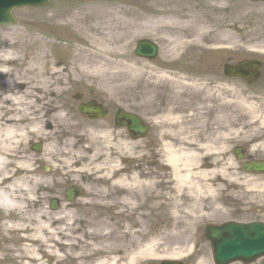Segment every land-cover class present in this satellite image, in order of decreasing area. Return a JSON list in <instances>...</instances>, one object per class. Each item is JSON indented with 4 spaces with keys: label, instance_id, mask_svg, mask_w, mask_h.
Here are the masks:
<instances>
[{
    "label": "bare ground",
    "instance_id": "bare-ground-1",
    "mask_svg": "<svg viewBox=\"0 0 264 264\" xmlns=\"http://www.w3.org/2000/svg\"><path fill=\"white\" fill-rule=\"evenodd\" d=\"M107 11L99 10L103 15ZM95 23L97 24L89 27L92 34L90 41L92 48L98 52H90L91 67L85 68L91 75L100 74L99 71L104 70L102 65L112 63L113 57L122 55L116 50L115 43L126 39L124 33L117 37L110 32L112 24ZM74 25H79L77 17L70 18L62 26L71 28ZM125 25H127L125 21H120L119 26ZM72 30L76 31V28ZM27 32L33 34L35 38L38 37L37 28L34 26H30ZM139 32L140 30L135 31ZM20 39L21 34L10 35L2 32L0 35V213L7 216L0 218V229L1 234H20L23 240L37 246L42 256L39 264H46L45 259L50 257L55 261L53 264H141L164 258L159 256V245L165 241L167 235L166 229L162 226L153 227L155 230L150 229V233L147 234L148 240L134 245L136 238L143 239L145 227H151L150 225L158 221L159 217L165 220L171 214L178 213L182 201L189 203L188 208L193 210L188 212L193 215L194 209L200 203L217 199L227 202L238 200L239 193L234 191L232 184L237 181L236 174L241 169L221 165L210 167L203 158H197L190 150L187 151L188 155L176 152L175 135L166 129L169 128V123L175 126L176 123H173L175 119H171L170 116H157L154 124L159 127L162 136L170 138V142L164 146L166 153L164 163L159 165L166 171L160 169L153 171L150 168L140 171L127 167L121 169L118 160L112 164L109 156L113 152H117L118 157L131 156L134 144L125 140L115 146L110 143L109 133L93 135L96 142L105 141L110 167L115 170L109 168L100 177L97 174L85 175L81 173V169L75 171L79 173L78 178L91 179L101 184L92 183L94 190L90 195L80 198L75 204H65L57 213L42 210L39 194L51 192V181L24 152V146L29 145L34 138H44V122H35L36 118L33 116L36 102L31 99L35 92L42 95L45 100L46 96L55 97L58 84L54 82V77L58 76V71L57 64L46 58L48 50L45 48L52 40L42 44L41 50L32 59L14 51L16 45L20 44ZM222 40L231 44L233 48L242 47L234 37L227 36ZM182 47L183 45L178 46L175 43L170 55H177ZM76 51L81 55L80 50ZM14 67L23 69L25 73L23 79L31 85V95L28 97L17 92L15 88L17 80L9 79V73ZM136 72L139 79L142 69L137 68ZM137 90L136 86L132 94L135 99L140 97ZM37 99L42 100V97ZM55 109L57 115L54 119L67 121L62 108ZM52 112V107L46 108L43 116L50 117ZM66 137L71 138L68 133ZM71 140L75 144H81L83 136L75 137L73 134ZM113 148L115 150H112ZM190 159H195L196 162L192 163ZM44 160L46 163L52 162L47 150ZM63 160L66 161L65 158ZM75 166L68 163L61 167L64 179L71 177V169ZM89 166H93V170L89 167L85 170L92 172L99 171L104 164L97 165L93 158ZM242 176L240 177L244 186L242 190L250 201L259 200L264 191V176L253 173ZM100 188H104L103 191L99 192ZM45 193L41 195L45 196ZM182 205L186 206L187 203ZM210 207L212 213L227 212L224 206ZM77 209L79 211H76ZM201 209L205 210L206 207L201 206ZM30 251L31 249H28L26 253L30 254ZM39 254L31 255L37 257ZM169 255L167 254L168 257H173ZM173 255L180 256L179 253ZM198 264H206V261Z\"/></svg>",
    "mask_w": 264,
    "mask_h": 264
},
{
    "label": "rangeland",
    "instance_id": "rangeland-1",
    "mask_svg": "<svg viewBox=\"0 0 264 264\" xmlns=\"http://www.w3.org/2000/svg\"><path fill=\"white\" fill-rule=\"evenodd\" d=\"M256 1L257 0L53 1L50 6L45 9H21L15 11L14 15L18 20L17 26L10 29L0 28V35L2 32L9 33L10 35L21 34L20 44L18 43L16 45L14 51L20 53L22 56L32 59L37 56L38 51L41 50V45L47 43L49 39L61 42L57 44L60 45L59 47H62V49H58V47H56L57 45H46L47 48L45 49L48 50L46 58L51 60L55 65H60V68L58 66V69L61 71L65 69L62 74L64 78L62 81H69V76L74 73L75 70L79 71L82 66H91L92 60L89 57V54H91L90 52H98L95 48H92L90 41L92 34L89 31V27L92 24H97L95 22L101 24L107 23L109 25L112 24L113 28H111L110 32L117 37L124 33L126 39L115 43L116 50L122 55L119 54L118 56L113 57L112 63L106 64L107 79L103 81V87L101 88L102 92H104V96L109 98L123 97L125 104L123 103L122 106L126 110L140 111L147 121L153 122L149 117L152 115V110H150L149 107H160L158 105L159 100L155 99L156 91L167 90L172 85L171 81L166 76H159V67H162L164 64H169L168 60L172 58L170 57V50L174 47L175 43H177L178 46L184 45L183 49L192 50L187 53L189 54L188 61H186L184 67H186L187 64L189 67H192L195 63H198L197 58H203V65H212L217 70L227 61L237 62L243 59L251 47H253V49L264 48V3ZM66 7L69 9L67 10ZM225 8H227L226 12L224 10ZM99 10L108 11L107 13L103 12V15ZM94 11H97V13ZM66 13H69V16L76 15L79 25L63 29L64 27H62L61 23L64 21L68 22L67 20L72 17L66 16ZM120 21H125L127 25L124 27L119 26ZM231 24L236 25L235 30L238 31V34H236L233 29L228 28L229 26H232ZM30 26L37 28L38 34L36 35H38V37L35 38L33 37V34L27 32ZM73 28H76V31H80L81 33L77 34L76 31L72 30ZM136 30H140V32L135 33ZM240 33L244 36L242 37ZM6 36L9 37V35ZM227 36L242 40L241 45L244 48V53H218V48L223 47V44L225 45L226 43L222 39ZM245 38L252 39L253 44L246 45L245 41H243ZM142 39L153 40L158 43L161 48L160 58L155 62V67L153 68L150 67V63L138 60L134 55L136 44ZM64 43H67L70 50H67L68 48H63L66 47ZM54 44H56V42ZM76 50H80L82 55L77 54ZM249 56L250 55H247V57ZM103 58L107 61L105 56H103ZM177 58L178 57L175 59L177 60ZM195 59H197L196 62ZM136 67L144 68L139 79H137L136 76ZM22 70L23 69H17V67H14L9 73V79L10 81L17 80L15 82L17 92L24 97H28L31 95V85L24 81L23 77L25 73H23ZM169 75L175 76L180 82L183 80L195 84V87L190 84L184 86V84L177 82L178 86L175 87L176 89L187 90L189 92L197 90L206 96L205 100H209V98H213L214 100L217 99L221 102V108H226L227 110L231 108L228 103L224 102L223 98H219L216 93L212 94V92L208 90L209 86L204 80L208 78L209 75L205 71L192 74L169 72ZM81 76L90 78L86 73H82ZM73 80L74 79L71 81L73 82ZM20 84H24L29 91L22 92L19 89ZM112 84L113 86H111ZM136 86L138 89V96L141 95L138 99H135L132 96L133 90ZM67 90H69L70 93H73L75 89H62L60 95L64 96L65 94H63V92H66ZM139 90H141V93H139ZM228 94L229 92L226 90V95L228 96ZM38 96L37 92L33 93L31 100L36 99ZM161 97L162 99L165 98L163 93L161 94ZM249 98H252L249 91L246 90V87L242 82L237 80L235 91L236 103L233 105L232 109H234V111L227 117V121H231V123L233 122L235 124L236 140L238 141L246 140V142H248L252 137L256 138L261 136L264 131L261 127L262 124H260L262 118L256 116V114L259 115L263 109L262 107L260 108L256 104H253L251 101L252 99ZM46 102L47 100L42 101L41 104L37 106L39 108L46 107ZM48 103L51 104L49 101ZM138 104H141L140 107H142L143 110L138 108ZM155 111L156 110L154 109V114ZM34 117H36L35 121L37 123L44 122L42 114L35 115L34 112ZM221 122L223 123V121ZM58 128L59 130L61 129L60 126ZM250 128H252V130H250ZM247 129L250 131L246 132ZM155 130L158 134V138L161 140L160 129L157 125H155ZM258 131L261 132L258 133ZM57 133L60 135V132ZM44 135L45 137L49 136L47 132H44ZM43 139L37 140V138H34L31 140V144L34 142H40L39 140ZM54 141L57 142L56 140ZM31 144L24 146V152L28 157L30 156L34 160L36 167L44 174L43 167L38 165L39 155L31 151ZM53 145L57 144H54L53 142ZM161 153H163V151H159L157 153L158 156H160ZM161 158L162 160L164 159L163 156ZM157 169L163 170L161 167ZM157 169L155 168L154 171ZM50 174L45 175L49 178L51 177V181H53L52 172ZM236 175L237 181L232 184V187L235 192L239 193V198L236 201H225L224 203H227L225 204L227 212L225 214L219 213V218L214 220L221 223L230 220L245 223L253 221L264 222V191L259 200L250 201V198L242 190V187L244 186H242L243 184L240 177L245 175L244 172L241 170L240 172H237ZM50 199L51 196L46 194L44 208L49 205ZM183 203L187 202L182 201L179 208ZM198 208H200V206H198ZM76 211H79V209ZM181 211L182 212L180 213L183 214L187 209L183 208ZM112 212L114 213L113 210ZM110 215H112V213H110ZM0 218H7V216L0 213ZM161 218L163 217H159L158 221L156 220L157 222L155 221V223L150 225L151 227H145L142 233L143 239L136 238L134 245L146 242L148 240L147 234L150 233V229L160 228V226L166 225L160 221ZM212 220L213 219L204 218L194 228L202 226L206 224V222ZM179 223H181V218L179 219ZM189 227L190 225L184 222L177 227L178 230L176 231L170 230V228L167 229L165 241L159 245V256H164V258L142 262L141 264H160L161 260L169 258L167 254L173 256V254L176 253H185L189 249V245L184 246L177 244L178 242L176 237H173V232L180 230H187V232H190L189 229H185ZM28 249H31L30 254L26 253ZM36 253L39 254L38 247L23 240L22 235L15 233H10L8 235L1 234L0 229V264H39V259L42 256L40 254L37 257L31 255ZM45 261L46 264H53L55 262L51 257L45 259ZM256 264H264V258L260 259Z\"/></svg>",
    "mask_w": 264,
    "mask_h": 264
},
{
    "label": "flooded vegetation",
    "instance_id": "flooded-vegetation-1",
    "mask_svg": "<svg viewBox=\"0 0 264 264\" xmlns=\"http://www.w3.org/2000/svg\"><path fill=\"white\" fill-rule=\"evenodd\" d=\"M261 74L258 83L254 87H249L250 93L256 96H260L264 102V58L261 60ZM231 63H237L230 61ZM235 65V64H234ZM177 66L181 70L188 68L200 69L201 66L185 67ZM223 69V67H222ZM221 72V70H220ZM217 72L213 79H209L210 88H221L222 85L235 93L236 89V78L227 77L226 75L222 77L221 73ZM175 80V77L173 78ZM223 80V83L221 82ZM97 83V82H96ZM75 89L74 95L70 97H60L55 94L54 98H48L56 103L60 100L64 101V109L66 110L67 121L64 124H60L61 129L67 127L69 131H78L79 135L87 137L89 135H101L109 133L112 140H115L117 136L123 134L124 129L118 130L116 127V113L120 109V103L123 100L119 99V102L102 96V93L98 87H92L89 85V80L84 77H79L73 82ZM165 102L163 104V110H170V118L175 119L172 126L169 123V131L173 132L176 138L174 142V149L176 152H182L184 155H188V150L192 151L198 157L203 158V161L207 163L210 167L218 165L232 164L233 166L243 167L242 162L236 161L235 149L236 144L230 142L233 139L230 137L231 134L234 135L235 128L234 125L227 121V117L231 115V110L226 108H221V102L219 100H214L209 98L205 100L206 96L200 92L193 90L187 91L182 89H176L170 86L168 91H165ZM226 99V97H224ZM226 102V101H224ZM234 103L233 94L232 98H227V103ZM90 105H95V107L102 108L106 112V117L103 119H92L88 115L81 113L80 109L82 106L89 107ZM225 105V104H224ZM55 108H59L58 105ZM53 109L51 113L54 115L56 109ZM94 108V106H93ZM173 110V111H172ZM233 110V109H232ZM223 121V123H221ZM64 125V126H63ZM46 128L48 130L54 131V126H49L47 124ZM68 132V131H67ZM70 133V132H68ZM64 138L63 142H58L54 154L51 156L52 161L55 165H58L64 158L69 159L70 152L76 155H86L88 157H93V151L80 149L76 144L70 143V139ZM87 138H83V144L86 142ZM144 144L145 152L152 156V153L158 149L157 141L154 136V130L152 129ZM165 142H170V138H166ZM165 143V144H166ZM136 168L140 170L141 168V149L140 140L136 141ZM264 144V135L256 140L251 141L247 146H242L244 149L243 156L245 158L244 162H251L253 160H264V149L258 150V146ZM105 156L103 158H95L97 160V165H108V152H104ZM214 154L221 155L214 157ZM68 155V156H67ZM65 156V157H64ZM71 157L72 159L74 158ZM115 158L114 152L110 156ZM146 159V157H144ZM124 159L120 160L123 163ZM190 162H196L195 159H190ZM88 164V162L86 161ZM238 163V164H237ZM85 162H81L78 166L84 165ZM100 177V176H99ZM55 178H59V173L57 172ZM66 186L70 185L71 179L66 178ZM86 181V178H83ZM101 184V183H95ZM61 190V185L57 184L55 186L54 192H59ZM195 233H191L189 237H181L179 244L190 243L197 250L202 249V256L208 261L212 262L211 257V245L207 243L204 239V227H198ZM205 248V249H203Z\"/></svg>",
    "mask_w": 264,
    "mask_h": 264
},
{
    "label": "water",
    "instance_id": "water-1",
    "mask_svg": "<svg viewBox=\"0 0 264 264\" xmlns=\"http://www.w3.org/2000/svg\"><path fill=\"white\" fill-rule=\"evenodd\" d=\"M50 0H0V25H14L16 23L12 16V10L21 6L44 7ZM157 47L150 42L139 44L137 55L148 59L157 56ZM124 125H128L131 130L145 132V127L136 118L124 115ZM39 151V148H36ZM247 171L261 173L264 172L262 164L246 168ZM69 200H73L74 195H68ZM54 210L58 208L56 202L52 203ZM213 242L215 260L217 264H230L234 261L245 263L254 262L264 256V225H238L228 224L226 226L211 229L209 237Z\"/></svg>",
    "mask_w": 264,
    "mask_h": 264
}]
</instances>
